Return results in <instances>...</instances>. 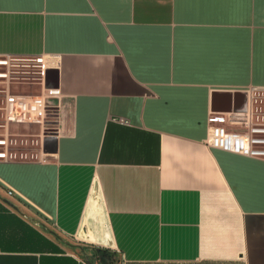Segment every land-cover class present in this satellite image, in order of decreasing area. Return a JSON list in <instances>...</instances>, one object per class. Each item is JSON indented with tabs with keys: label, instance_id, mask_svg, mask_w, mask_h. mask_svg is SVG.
I'll return each instance as SVG.
<instances>
[{
	"label": "crops",
	"instance_id": "1",
	"mask_svg": "<svg viewBox=\"0 0 264 264\" xmlns=\"http://www.w3.org/2000/svg\"><path fill=\"white\" fill-rule=\"evenodd\" d=\"M0 57L34 59L56 107L13 123L36 145L0 140V264H88L68 240L264 264V159L208 144L210 110L264 88V0H0Z\"/></svg>",
	"mask_w": 264,
	"mask_h": 264
},
{
	"label": "built area",
	"instance_id": "2",
	"mask_svg": "<svg viewBox=\"0 0 264 264\" xmlns=\"http://www.w3.org/2000/svg\"><path fill=\"white\" fill-rule=\"evenodd\" d=\"M13 58L19 59L17 57H6L0 59V62L8 63ZM41 74L44 89L46 87V70L44 68H42ZM0 75L6 78L7 85L4 88V99L0 105V109L4 112L6 133L9 134L8 129L13 126V123H36L40 121V112L46 113V106L52 105L47 102V100L53 98L52 95H36L12 90L11 79L13 78L10 72H2ZM245 92L247 102L243 108L226 112L210 110L208 115V144L226 151L264 159V110H262L259 103L262 100L259 101L260 97L264 95V88L247 89ZM115 120L126 121L123 117H117ZM0 125L2 126V123ZM13 192V189L8 190L9 195H12Z\"/></svg>",
	"mask_w": 264,
	"mask_h": 264
},
{
	"label": "rangeland",
	"instance_id": "3",
	"mask_svg": "<svg viewBox=\"0 0 264 264\" xmlns=\"http://www.w3.org/2000/svg\"><path fill=\"white\" fill-rule=\"evenodd\" d=\"M5 57H0V59H4ZM2 72H10L12 76V90H18L23 93H39L41 92V87L38 84H35V81L38 80V65L34 59H23V58H13L9 60L8 63L0 62V73ZM4 77L0 75V80ZM33 82V83H32ZM3 84L0 82V90L2 89ZM35 91V92H33ZM263 101H262V100ZM261 100V101H260ZM260 106L262 110H264V95H262L259 99ZM55 106L49 105L46 106V118L48 119L49 126H54L55 121ZM236 127V126H235ZM239 128V127H237ZM3 126L0 125V139L6 138L8 134L7 131L3 132ZM10 139L8 143H5L3 146H34L38 140V134H40V130L35 126L23 127V126H10L9 128ZM13 133H21L22 135L18 137V135H12ZM3 147L0 146V157L6 156H14L15 153H3ZM3 153V155H2ZM70 246L71 250L74 251L80 258H82L85 262L90 264H122V259L120 258L117 251L103 249L99 247H86L81 244L76 243L74 240L66 241Z\"/></svg>",
	"mask_w": 264,
	"mask_h": 264
},
{
	"label": "water",
	"instance_id": "4",
	"mask_svg": "<svg viewBox=\"0 0 264 264\" xmlns=\"http://www.w3.org/2000/svg\"><path fill=\"white\" fill-rule=\"evenodd\" d=\"M48 73H49V70H46V74H45V85H46V87H50V88H54L55 87L56 88L58 86V83L56 85H51V84L48 83ZM47 102L48 103H53L54 100L53 99H49V100H47ZM12 206H14V205L12 204ZM90 264H92V263L90 262Z\"/></svg>",
	"mask_w": 264,
	"mask_h": 264
}]
</instances>
